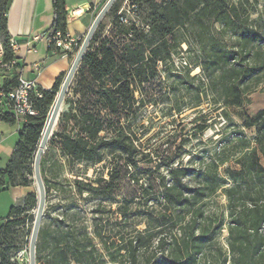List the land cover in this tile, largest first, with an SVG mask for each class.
<instances>
[{
	"label": "trees",
	"instance_id": "16d2710c",
	"mask_svg": "<svg viewBox=\"0 0 264 264\" xmlns=\"http://www.w3.org/2000/svg\"><path fill=\"white\" fill-rule=\"evenodd\" d=\"M8 1L0 0V37L7 55ZM125 1L116 0L106 14L110 35H101V22L95 30L48 140L69 167L108 158L107 178L74 179L75 193L98 199L91 211L92 235L80 208H64L42 220L36 264H264V108L245 114L241 126L225 110L241 106L264 82V0L261 7L259 0H127L123 7ZM52 8L50 33H66L65 0H52ZM141 12L142 25L137 21ZM182 44L188 60L175 83L183 86L181 98L189 99L180 104L174 96L173 109L181 112L207 101L233 126L213 151L188 153L186 160L181 145L179 151L169 145L147 148L137 122L150 102L147 84L157 76L158 64L171 60ZM194 68L199 71L191 74ZM64 76L60 73L50 89L31 92L36 113L23 120L13 151L0 167V185H31L35 152ZM243 128L252 129V135ZM47 160L42 155L46 195L63 188L61 163L52 161L55 169L48 172ZM228 161L237 167L220 174ZM219 192L224 205L216 200ZM104 202L115 203V209ZM31 206H37L33 191L12 205L0 224V264H18L19 228Z\"/></svg>",
	"mask_w": 264,
	"mask_h": 264
},
{
	"label": "rangeland",
	"instance_id": "374dc122",
	"mask_svg": "<svg viewBox=\"0 0 264 264\" xmlns=\"http://www.w3.org/2000/svg\"><path fill=\"white\" fill-rule=\"evenodd\" d=\"M261 3L262 0H259L258 7H261ZM123 6L127 7V3L123 2ZM130 13H128L129 17L134 16L133 12L130 11ZM141 13V16L137 19L140 25H142L143 12ZM101 23V35H110L112 33L111 16L105 15ZM83 37L84 35L80 36L79 39L82 41ZM181 47L182 49H177L178 53L173 54L171 60L158 64L157 76L147 84V93L150 97V102L140 109L137 122L139 123V129L144 131L143 139H147V148H164L169 145L172 147V150L179 151L177 147L181 145L182 150H185L183 158L186 160L188 153H197L198 155L206 156L207 153L213 151L219 145L217 141L221 135L231 133L233 126L221 114V109L214 110L213 106L207 101H204L198 107H185L181 112L173 109L174 96L178 97L180 104L189 99V96L181 98L184 93L183 86L179 82L175 83L176 79H182L185 73L182 65H184V61L188 60L185 44H182ZM75 54L76 51H74ZM198 71V68H194L191 74H195ZM261 108H264V82L245 96L241 106H227L225 110L229 114L232 123L241 126L245 114L252 115ZM196 125L202 126L203 129L199 130L196 128ZM55 128L56 124L53 130ZM14 129H16V125ZM243 130L249 137L252 135V129L243 128ZM18 136L16 130L11 133L7 129H0V167L6 165ZM2 141L4 142L1 144ZM43 155L48 158L46 162L48 172H53L55 169L52 161L57 159L61 163L58 178L63 180V188L61 190L51 189L46 195L42 220L49 221L66 207L71 209L78 207L82 210L88 232L92 235L91 211L98 199H92L86 192L82 195L75 193L74 179L90 181L99 176V174L107 178L108 158L97 164L81 162L75 164L73 167H69L61 157L58 148L56 146L49 147L48 142ZM261 162L264 164V159ZM226 167L236 168L237 166L233 161H228L220 166V174H225L224 169ZM29 177L32 179L30 185L31 191L35 192L37 198V188L34 178L32 175ZM216 200L222 205L225 204V197L221 192L217 195ZM16 201V199L13 200L12 190L0 185V224L8 215L11 206L16 203L21 204L22 199L19 202ZM104 205L107 208L111 207L112 210L116 207L115 203L109 205V203L104 202ZM35 211V206H31L28 209L27 215L29 216L19 228V249L14 257L18 261V264H28V240L33 223L32 216L34 217ZM104 217H106V214ZM226 235L227 230L224 228L221 239L225 240ZM94 241L101 250V245L98 240L95 238Z\"/></svg>",
	"mask_w": 264,
	"mask_h": 264
},
{
	"label": "crops",
	"instance_id": "0c3cea01",
	"mask_svg": "<svg viewBox=\"0 0 264 264\" xmlns=\"http://www.w3.org/2000/svg\"><path fill=\"white\" fill-rule=\"evenodd\" d=\"M105 1L65 0L66 32L75 37L85 35L95 13ZM53 18L52 0H9L7 3V33L19 46L17 55L20 69L17 75L35 80L36 88L50 89L60 73H67L75 56L74 52L62 54L47 48L46 36L50 33ZM36 36L38 39L34 38ZM35 63L42 64L39 72L34 69ZM13 79L14 74L11 73L4 76L2 82L5 87L11 88ZM22 123L23 120H18L11 109L0 105V129H7L11 133L16 130L19 133ZM7 188L12 190L13 200L16 199V202L31 192L30 186L16 185Z\"/></svg>",
	"mask_w": 264,
	"mask_h": 264
},
{
	"label": "built area",
	"instance_id": "2783aa9c",
	"mask_svg": "<svg viewBox=\"0 0 264 264\" xmlns=\"http://www.w3.org/2000/svg\"><path fill=\"white\" fill-rule=\"evenodd\" d=\"M127 3V0L124 2ZM124 7V6H123ZM128 12L129 10L125 8ZM126 21V18H122ZM38 39V37H34ZM79 37L71 36L67 32L62 33L56 30L46 36V45L49 50L58 51L62 54L78 50ZM10 54L7 55L4 43L0 37V105L11 109L18 120H24L27 115H34L36 112L32 107L30 94L36 89L35 80L23 78L17 75L16 84L11 88H5L2 78L11 73L19 72V57L17 55L19 46L9 39ZM42 64L35 63L34 69L40 71Z\"/></svg>",
	"mask_w": 264,
	"mask_h": 264
},
{
	"label": "water",
	"instance_id": "95a60500",
	"mask_svg": "<svg viewBox=\"0 0 264 264\" xmlns=\"http://www.w3.org/2000/svg\"><path fill=\"white\" fill-rule=\"evenodd\" d=\"M116 0H106L99 11L96 13L94 19L92 20L89 28L87 29L76 54L72 60V63L64 76V79L59 87L56 98L46 120L44 129L41 134V139L38 143L34 160H33V178L37 188V206L34 215V220L32 224V229L30 233L29 243H28V264H36L35 259V245L37 241V235L41 220L43 217V210L45 206L46 191L43 178L40 170L41 157L46 149L47 142L52 134L53 128L57 122L59 113L62 109L63 100L71 83V80L81 62V59L88 48L90 40L101 22L102 18L106 15L110 7Z\"/></svg>",
	"mask_w": 264,
	"mask_h": 264
}]
</instances>
